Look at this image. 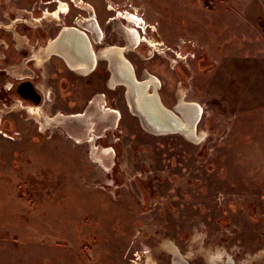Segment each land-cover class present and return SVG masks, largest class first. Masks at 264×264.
<instances>
[{
	"label": "rangeland",
	"instance_id": "374dc122",
	"mask_svg": "<svg viewBox=\"0 0 264 264\" xmlns=\"http://www.w3.org/2000/svg\"><path fill=\"white\" fill-rule=\"evenodd\" d=\"M93 8L110 43L101 49L126 53L138 76L148 68L163 84L157 91L166 107L175 110L181 98L201 103L204 114L193 135L154 134L130 109L125 84L109 82L104 60L88 76L60 56L44 69L30 62L27 73L45 77L57 100L26 104L0 85V99L12 107L0 101V264H177L176 247L184 264H209L217 255L216 264H264V0H0V22L24 14L44 26L20 25L40 44L37 52L58 23L86 36L73 24L92 18ZM125 9L146 23L140 45L139 36L137 45L127 43L128 29H140L128 28ZM88 30L94 49L98 38ZM12 36L0 29L12 45L2 56L6 66L27 51ZM47 46L56 52L53 39ZM154 51L161 55L142 58ZM6 81L13 79L0 73V84ZM97 92L122 116L100 145L77 143L102 131L84 126L85 136L53 116L60 108L88 110ZM102 99L92 100L100 110Z\"/></svg>",
	"mask_w": 264,
	"mask_h": 264
},
{
	"label": "bare ground",
	"instance_id": "6f19581e",
	"mask_svg": "<svg viewBox=\"0 0 264 264\" xmlns=\"http://www.w3.org/2000/svg\"><path fill=\"white\" fill-rule=\"evenodd\" d=\"M113 8L114 7L110 8V9H113ZM134 13L135 12H133V13L132 12H128L127 13L128 15L126 16V18H128V19H130L132 21H135V22L138 21L139 17L137 16L136 13L135 14ZM29 14L30 13H28V15ZM95 15H96V12H95ZM85 19H87V18L79 19L78 23L80 24V22H82ZM92 19H94V21L96 22L95 17H92ZM26 22L30 24V22H28V21H26ZM90 22L91 21H86V22L83 21V25L82 24L81 25L84 26V27H81L78 23L75 24V26L80 27V29L83 28L82 29L83 31L88 32L87 35H86L88 37V39H89V41L87 39L88 44H89V42H91V38L93 40H95L93 35H92V33L89 30H86L88 28L89 29H93V27H92ZM4 23L5 22H3V24ZM139 23L141 24L142 22H139ZM30 25H32V24H30ZM137 26L140 27L139 24ZM84 28H86V29H84ZM131 33H133V36H131V39H133V37H135V36L136 37H138V36L141 37L140 35H137V33L135 31L131 32ZM59 36H61L60 40L55 42V47H52L51 50H53V51L56 50L57 52H63L65 54V56L70 59V55L66 51L69 50V47L71 45H75V44L78 43L77 46H76L77 47V56H75V54L73 52L74 56L76 58L82 59L85 62H87L86 61V58H87L88 61L91 62V59H93L94 56L90 55L91 58L87 56V54H89L90 50H87V45H86L85 41L83 40V37H82L83 34L82 33L77 32V30H75L73 28H70V29L65 30ZM90 36H91V38H90ZM99 37L100 36H97V38H99ZM143 37H141V40L143 39ZM49 49L50 48L47 46V47L41 48V50H39L40 52L43 53L42 57H44L45 60L47 59V57L49 55ZM115 49H116L115 47L104 48V49H101L100 52L103 55L109 57L110 58V62L113 61V63H116V62L119 61V57L121 59V58H123V56H122V54L120 52H116ZM0 57L2 58V56H0ZM42 57L38 58L40 63L43 62V58ZM94 59H95V57H94ZM105 59H107V58H105ZM105 59H104V61H105ZM87 64H91V63L87 62ZM118 66L121 69L120 72L118 73V76H119V78L123 79V81L122 80H120V81L124 82L126 84V87H127V97H128L129 107H130V109L133 110V113L135 115L137 114V116H140L139 118H141L142 123H143V121L147 122L146 126L142 124L146 129H148L152 133H156V134H168V133H173V132L174 133L175 132H181V133H183V134H185L187 136L194 134L195 125L197 124L198 119L200 118V115L203 112V106L201 105V103L195 102V101H184L183 99L180 98L178 100L177 105H176L177 109L172 110L175 113V115L178 117L179 121L177 122L176 119H174V118H168L165 114H162L158 110V108L155 106V101H152V102L150 101V96H149L148 92H152V91H150L149 87L151 86L150 88H151V90H154V93L158 94V92H159V91H157V87L159 86V84L153 78L152 74L150 73L151 71L147 72L146 80H144V81H142V83H140L141 85L147 86L146 90L144 92V97H138L137 94H136V91L133 89V86L128 84V80H127L128 76H129L128 75V71L123 67L122 62H118ZM18 80H21V79L18 78ZM117 80H118V78L112 77L111 84H114ZM8 82L10 83L12 81H8ZM12 84H13V82H12ZM43 88L46 89V86L43 85ZM102 102L104 103L103 99H102ZM26 104H31V103H26ZM90 104L91 105H90V108L88 110H85L84 112H79V113H83V114H78V113H77V115H75V114H72V115L71 114H66L67 118H65V114L61 113L62 114L61 116H58V117L55 118V121L56 120L57 121L56 122L54 120L53 121H54V123H59V122L62 123L63 122L65 124L66 128L69 127V126H72V127L74 126L76 129L80 128V129H77V130L80 131L79 132L80 134H83L85 136L87 135V132L84 131V129L82 128L84 126L86 128L92 127L91 131H96V130L97 131L98 130L102 131L103 130L101 128L102 126H104L105 128L108 127V126H111L112 128H115V126L117 125L118 120L122 116L121 111H119L118 109H115V108H112V107H106V106H105V108H106L105 111H103V110H100L99 108H97V106H94L96 103H94V104L90 103ZM31 105H33V104H31ZM165 108H167V107H165ZM33 109H36V107H33ZM169 110L171 111L170 108H169ZM136 111H138V112H136ZM179 112L182 115H184L183 118H181V117H179L177 115V113H179ZM113 113L115 115V119L112 122V124H110L108 121H110L113 116H109L108 117V115L113 114ZM143 114H145L146 117ZM154 121H156L157 123L155 124ZM174 123H176V124H174ZM153 126L158 128V130L156 129L157 132L153 130ZM193 138L194 139H196V138L198 139V136L194 135ZM167 244L168 245L166 247L170 248V245H169L170 243H167ZM172 252L174 254V261L177 264H184L183 261H184L185 258L184 257H183L184 259L182 258V255L177 250V247ZM210 258H211L212 264H216L217 263V259L219 258V255H217L216 257L213 256V257H210ZM149 263L153 264V262L151 261L150 258H149Z\"/></svg>",
	"mask_w": 264,
	"mask_h": 264
},
{
	"label": "flooded vegetation",
	"instance_id": "af4514ba",
	"mask_svg": "<svg viewBox=\"0 0 264 264\" xmlns=\"http://www.w3.org/2000/svg\"><path fill=\"white\" fill-rule=\"evenodd\" d=\"M56 11V10H55ZM14 14V13H13ZM12 14V15H13ZM22 18H24V14H22V15H19V18H18V20H16V22L17 21H20L21 20V22H23V24H27V26L28 27H30V28H35V29H42V28H44V26H41V24H39V25H30L29 23H27L26 21H27V17L25 18V20H23ZM40 18V17H39ZM117 18V17H116ZM41 20H42V18H40ZM84 22H86V21H91L90 23H91V25H92V27H93V29H92V31L94 32V34H95V36H100V34H99V32H98V29H97V23L94 21V19H92V18H89V19H85V20H83ZM83 21L82 22H80V25L83 23ZM98 21H99V18H98ZM15 21L14 22H12L11 24H9V25H7V23H4V26H5V28H6V31H8L9 29H12V28H14V26H15V23H16ZM77 22H75L73 25H75ZM99 24L101 25V23H100V21H99ZM57 25H59V26H61V27H59L58 29L59 30H61V28H62V24H60V23H58ZM83 25V24H82ZM81 25V26H82ZM83 27V26H82ZM101 27H102V25H101ZM134 27H137V25L135 24L134 25ZM21 28V27H20ZM89 29V28H88ZM103 29V28H102ZM139 29L141 30V26L139 27ZM3 30H5V29H3ZM103 31H104V29H103ZM144 31H146V30H144ZM143 31V32H144ZM8 32H10V31H8ZM60 31H58V33H59ZM127 34V33H126ZM138 35H140L141 36V31H139V33H138ZM104 37H105V34H104ZM0 40H1V38H0ZM6 40V39H5ZM145 40H148L147 39V37H145L144 39H139V42H144ZM30 41H31V39H29V41L26 43V45L24 46V48L21 50L22 52H24L25 50H27L26 51V53H25V55H23V57H25L24 59H26L27 60V63H28V65H29V63L30 62H34L35 64H34V66L35 67H37V65H36V60H34L35 58L34 57H30L31 56V54H32V50L34 49V48H31V46H35V47H39L40 46V44H32V43H30ZM6 42H7V40H6ZM8 43V42H7ZM78 44V43H77ZM77 44H75V45H71L70 47H69V50L68 51H66L69 55H70V59H72L73 61H75V62H83L84 64H85V72H87V71H89L88 69L90 68V72H96V71H98L99 69H100V67H104V65L102 64V62H104V61H102V60H104L105 59V56L102 54V53H100V49L102 48V47H104V45H105V47H107L108 45H110V43H107V42H104V40L102 39V41H99V42H94L93 43V46H94V49H96L97 51H98V54H97V59H98V57L100 58L99 59V61H96L97 59H94V57H93V59H91V62L90 61H88V59L86 58V61L88 62V63H91V65H92V67H90V64H87V62H85V61H83L82 59H79V58H76L75 56H77ZM113 44H117V45H120L119 43H113ZM127 43H125V44H122V45H126ZM149 44V43H148ZM138 45H140V43L138 44ZM151 45H156V44H149V46H151ZM9 47H11V45H9ZM8 49H10V48H8ZM20 51V52H21ZM73 52H74V54H75V56H74V54H73ZM90 53L89 54H87V56L88 57H90L91 58V56H93L92 55V52H91V50L89 51ZM94 52V51H93ZM149 52H152V50H150ZM155 52V51H154ZM150 53L149 54V57H146V56H144V57H142V58H144V59H146V58H154V57H156L157 55H161V54H157L156 52L155 53ZM158 52V51H157ZM163 53H165V51L163 52ZM91 55V56H90ZM124 57L131 63V65H132V68H133V71H134V75H135V77L137 78V80H139V81H144V79H145V73L147 72V69L148 68H145L146 70H144L143 72H144V74L142 73V76H138V72H137V68H136V66L132 63V61L127 57V54L125 53V55H124ZM165 58H168L167 57V55H165L164 56ZM180 57V56H179ZM109 58V57H108ZM183 58V57H182ZM2 59H4V58H1L0 57V73L1 74H7V70H6V68H7V66L5 65V64H3L4 63V61L2 60ZM122 59V58H121ZM188 59V57L186 58V60ZM119 60H120V57H119ZM147 60V59H146ZM175 63L177 64V63H179V61H180V59H178V58H176L175 57ZM8 61V60H7ZM105 62H106V64H107V70L109 71V73H110V77H109V82H110V78H112V72H111V67H110V64H111V62H110V58L107 60V59H105ZM38 68V67H37ZM73 68H75L76 70H78V68H76V67H73ZM11 74V73H10ZM8 75V74H7ZM12 76H14V77H17V78H19V79H21V80H17V81H15V79H13V84H12V82H8V84H7V87H9L10 89L9 90H12L13 88H14V90L17 92V88H18V85L21 83V82H23V81H28L31 77H20V76H17V75H13V74H11ZM92 75V74H91ZM153 76V78L156 80V82L159 84V87H158V89L160 88V87H162V82H161V80L158 78V77H156V76H154V75H152ZM140 78V79H139ZM29 81H31V82H33V84L35 85V87L37 88V90L41 93V101H40V103H42V102H44V100L46 99V97H45V94H44V92L41 90V88L38 86V83H39V81L37 80V81H35L34 80V77H32ZM7 83V82H6ZM12 84V85H11ZM124 84V83H123ZM1 86L3 85V88H4V90H5V86H4V82L2 83V84H0ZM120 86H124L125 88H126V86L125 85H120ZM118 87V86H117ZM109 88L111 89V87L109 86ZM2 89V88H1ZM149 89L151 90V88L149 87ZM6 91V90H5ZM151 91H153L154 92V90H151ZM126 92H127V88L125 89V97L127 98V95H126ZM9 93V92H8ZM10 94V93H9ZM9 97H12L11 96V94L9 95ZM30 101H32V102H34L33 100H31V99H29ZM0 101L4 104H7L8 102H3L1 99H0ZM177 109V108H176ZM203 114H204V110H203V112L201 113V115H200V118H199V120L202 118V116H203ZM199 122V121H198ZM96 136H99V135H96ZM99 138V140H97L96 142H95V144H97V145H100L101 143L100 142H103L104 140H105V137H103V136H99L98 137ZM89 146V145H88ZM114 165H116V162L114 163Z\"/></svg>",
	"mask_w": 264,
	"mask_h": 264
},
{
	"label": "crops",
	"instance_id": "0c3cea01",
	"mask_svg": "<svg viewBox=\"0 0 264 264\" xmlns=\"http://www.w3.org/2000/svg\"><path fill=\"white\" fill-rule=\"evenodd\" d=\"M18 20V19H17ZM0 21H2V20H0ZM12 22H14V21H12ZM16 22V21H15ZM5 23H7V25H9V24H11L10 22H5ZM23 24V22H21V20L20 21H17L16 23H15V26H14V28H12V29H9L8 31H10V33L13 35L12 37H13V42H14V47L16 48V49H18V50H22L23 48H24V46L26 45V43L29 41V35H27V34H24L23 32H21L20 31V25H22ZM5 29L6 30V28H5V26H4V24H3V22H0V29ZM60 32H61V30H60ZM59 32V33H60ZM59 33L54 37V38H51V39H53V43H54V47H55V42L56 41H59L60 40V37L59 38H56L58 35H59ZM88 38V37H87ZM50 39V40H51ZM7 40V39H6ZM6 40L4 39V38H1V40H0V45H1V47H0V56H6V55H4V54H6V49H8V48H10L9 47V41L7 40V42H6ZM50 40L48 39L47 40V43L45 42L44 44H43V46L44 47H46L47 45H48V43L50 42ZM96 42H98V41H96ZM90 43V42H89ZM90 45H91V43H90ZM92 46V45H91ZM11 47H12V45H11ZM31 48H34L33 50H32V54H31V56L30 57H34L35 59L34 60H36V62H37V59H36V56H35V54L38 56V58L39 57H42V52H40L38 49H37V52H36V47L35 46H31ZM3 49V50H2ZM94 50H96V49H94ZM54 51H56V50H54ZM34 52H35V54H34ZM57 52V51H56ZM56 52H53L52 54H49L48 55V57H47V59L45 60V61H43L42 63L43 64H39L40 66L38 67V69H44V68H46V65H47V63L49 62V61H51L52 60V58L54 57V56H60L63 60H64V63H65V66H67V67H69V69H71L72 71H74V72H76L77 74H81V75H85V76H88V75H91V74H93L94 72H90V69H89V71H87V72H85V64L83 63V64H78L77 62H75V61H73L72 59H69V58H67L66 56H65V54L63 53V52H59L60 54H58V53H56ZM105 56V55H104ZM46 57V56H45ZM43 59H44V57H43ZM99 57H98V59L96 60V61H99ZM24 60L25 59H23L22 60V62L20 63V64H16L15 65V63H13V62H11L8 66H7V68H6V70H7V74H6V76L8 77V79H11V78H13V76L10 74L11 72L9 71V67H12L13 69H16V68H18V67H20V66H22V70H20V71H23L22 73H19L17 76H20V77H32L29 73H27L28 71V69L29 68H27L28 67V63H27V60H26V62H24ZM21 61V60H20ZM38 63V62H37ZM37 65V64H36ZM73 67H76V68H78V70H76L75 68H73ZM15 71H17V70H15ZM14 75V74H13ZM16 78V77H15ZM14 79V78H13ZM120 80H122L123 81V79L122 78H118V80L116 81V82H119V83H122L123 84V82H121ZM39 82H40V84H39V87L41 88V90H43V91H46L44 88H43V85L44 86H46L47 85V81H46V78L44 77V78H41V80H38ZM46 82V85H45V82ZM7 83H6V85H5V87L7 88V89H9V87H7V84H8V81H6ZM126 85V84H125ZM118 86V85H117ZM117 86H114V87H117ZM47 87H48V85H47ZM50 88L51 87H48L47 89H48V95H46V100L45 101H47L48 100V102L49 103H51V105L53 104V102L54 101H56L57 100V98L56 97H52V93H50ZM7 91H10V90H7ZM45 94V93H44ZM10 95V94H9ZM101 96L102 98H103V100H104V105H102L101 103H99L102 107V110L103 111H105V92H97V93H95L94 95H92L89 99H88V102H87V104L85 105V109L87 108V106L89 105V103H92V100H94V98L96 97V96ZM12 96V95H11ZM48 96V97H47ZM53 96H54V93H53ZM55 98V99H54ZM45 101H44V103L43 104H45ZM13 103V102H12ZM42 104V105H43ZM92 104H94V103H92ZM97 104V103H96ZM42 107V106H41ZM97 108H99L98 106H97ZM8 109L11 111L12 110V107H8ZM100 109V108H99ZM108 109V108H107ZM22 110H25V109H22ZM27 110V109H26ZM81 111V110H80ZM80 111H75V112H73V113H79ZM85 110L83 109V112H84ZM61 113H69V112H66V111H62V109L60 108L58 111H57V113L56 114H54V116L53 117H56L57 115L58 116H61L62 114ZM73 113H69V114H73ZM75 115H77V114H75ZM57 116V117H58ZM43 119L45 120V118L43 117ZM50 126H55V125H49V126H47V127H50ZM103 127V126H102ZM101 127V128H102ZM102 131H105V127L103 128V130ZM102 133V132H101ZM100 133V134H101ZM96 135H99V134H93V135H91V136H88V137H86V139L85 140H82V142H88V140L90 139V138H93V137H97ZM91 145H95V142H93V144H91ZM90 148H91V146H90ZM104 155H105V153H103ZM102 166L105 168V165L104 164H102Z\"/></svg>",
	"mask_w": 264,
	"mask_h": 264
},
{
	"label": "water",
	"instance_id": "95a60500",
	"mask_svg": "<svg viewBox=\"0 0 264 264\" xmlns=\"http://www.w3.org/2000/svg\"><path fill=\"white\" fill-rule=\"evenodd\" d=\"M70 28H73L74 29V27L63 28V30H61V32L59 33V35L61 33H63L65 30L70 29ZM59 35L56 38H59L60 37ZM82 37H83V40L85 41V43L87 45V42H86L85 37L84 36H82ZM87 50H92V49H91V47H89L87 45ZM118 62H122L123 67L128 71V75H129L128 76V79H127L128 80V84H130V85L133 86V89L136 91V94H137L138 97H144V92H145L147 86L141 85L140 83H142V82H140L139 80H137V78L134 75V71H133V68H132L131 63L125 57H124V59L123 58L120 59ZM118 62L113 63V61H112L111 62V65H110L111 72H112V76L114 78H119L118 73L120 72L121 69L118 66ZM17 92L20 94L21 97H23L25 99H28V100L31 99V100L34 101V103H37L38 104L41 101V94H40V92L37 90V88L35 87V85L33 84V82H31L29 80L28 81L21 82L18 85ZM148 94L150 96V101L151 102L152 101H155V106L158 108V110L162 114H165L168 118H174V119H176L177 122L179 121L178 117L175 115V113L172 110L170 111L168 107H167L168 109L165 108L166 106L162 103V100H161L160 96L157 93L148 92ZM136 112H138V111H136ZM143 115L146 117L145 114H143ZM108 116H113L112 119L109 121V123L112 124V122L115 119V115L113 113L112 115H108ZM140 120H141V118H140ZM145 122L146 121H143V123H142V121H141V123L146 126L147 122L146 123ZM154 123L156 124L157 122L154 121ZM174 124H176V123H174ZM156 129L158 130L157 127L153 126V130L156 131Z\"/></svg>",
	"mask_w": 264,
	"mask_h": 264
}]
</instances>
